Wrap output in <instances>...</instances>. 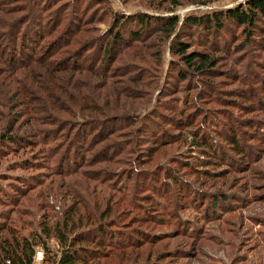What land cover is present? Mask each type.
Listing matches in <instances>:
<instances>
[{
	"label": "trees",
	"instance_id": "trees-1",
	"mask_svg": "<svg viewBox=\"0 0 264 264\" xmlns=\"http://www.w3.org/2000/svg\"><path fill=\"white\" fill-rule=\"evenodd\" d=\"M164 1L169 7L162 3L158 13L220 0ZM16 2L8 9L0 4V80L7 91L0 95L7 111L0 160L41 148L46 167L36 156L14 167L45 169L71 204L61 219L29 224L21 219L28 211L14 206L21 208L31 184L18 178L9 191L0 187L11 215L20 216L0 223V264H34L38 249L45 264H115L117 255L140 258L161 243L132 264L182 259L187 253L173 249L174 240L196 241L197 219L232 214L237 201L228 182L264 158V122L251 118L264 117V0L188 16L181 26L178 15L128 16L102 0L81 11L80 0ZM102 4L98 18L93 9ZM106 16L111 22L102 32ZM248 52L256 59L243 74L238 67ZM223 63L227 68L219 69ZM157 94L159 105L151 109ZM169 149L176 151L164 159ZM143 176L153 183L142 187ZM194 179L204 187L214 182L215 192L205 193ZM179 211H194L196 225L187 229ZM113 228L131 233L119 237Z\"/></svg>",
	"mask_w": 264,
	"mask_h": 264
},
{
	"label": "rangeland",
	"instance_id": "rangeland-1",
	"mask_svg": "<svg viewBox=\"0 0 264 264\" xmlns=\"http://www.w3.org/2000/svg\"><path fill=\"white\" fill-rule=\"evenodd\" d=\"M17 0H1L0 4L5 9H8L13 4L20 6V4H16ZM95 0H80L79 9H83V7L87 6L88 4L93 3ZM107 1L109 3L110 8L114 13L124 14L128 16H134L137 14H151L156 16H173L178 15L181 18L180 26L183 24V21L188 16H203L211 14L215 11H225L227 9H234L244 5V3L248 0H220L219 2L212 3L210 5L202 6V5H186L180 7L174 13H166L160 10H156L157 6H162V3L165 2L164 0H102ZM198 1V0H194ZM186 3V0H183ZM79 3V1H78ZM164 7H169L168 4L163 3ZM106 7L102 4L100 7H95L93 9V14H96L99 17H103L105 14ZM107 23L100 26L102 32L108 29V25L111 22V18L109 16L105 17ZM137 31V29H136ZM235 32V31H233ZM236 33V32H235ZM151 43V42H148ZM153 43L156 44V41L153 40ZM169 44V43H168ZM193 49H196L194 46ZM95 55V54H94ZM246 55H250L248 52ZM245 55V56H246ZM96 56V55H95ZM93 56V58H95ZM90 57V56H89ZM261 57V56H260ZM256 57L252 54L248 57V60H243L241 66L238 69L243 74H248V69H250V65L252 62L255 61ZM164 67L162 70V81L166 77L169 68L170 62V53L167 51L164 59ZM260 62H264L259 60ZM119 63H117V66ZM227 65L223 63L219 69L222 67H226ZM227 68V67H226ZM232 66L229 65L228 69H231ZM259 73L260 70L257 69ZM230 75V72L227 73ZM113 76V75H112ZM115 77V76H113ZM118 82L119 78H116ZM254 82L256 81L255 77H252ZM86 82V81H85ZM162 82V83H163ZM164 85V83H163ZM228 86L225 89H237L239 84H227ZM0 95L7 92L6 91V83L3 80H0ZM158 94L154 98V102L152 103L151 109L155 106L158 107L157 103ZM2 96H0L1 100ZM163 101V98H161ZM145 104V102H144ZM158 104V105H157ZM2 103V107H3ZM0 107V130L3 129V123L6 120L7 111L4 108ZM156 110V109H155ZM128 111V110H127ZM130 111V110H129ZM235 113H239L237 110L234 111ZM254 114L251 116L257 125L258 123L264 122L263 116H256ZM214 118V116H211ZM242 117V116H241ZM243 119V118H241ZM3 124V125H2ZM24 133V132H23ZM151 137V136H150ZM147 141V140H146ZM41 148L36 150L31 149L24 153H20L18 156L4 157L0 160V187L4 189V191H9L10 186H16L17 179H22L31 184L32 188H34L31 194L28 196L27 199L22 201L21 208H17V205L14 206L16 209H23L24 211H28L26 215H22L21 219L25 223L29 224H41L46 220H53L63 218V212L65 211L66 207L71 204L70 198L64 197V191L59 189V185L55 182L52 184L54 178L48 177V171L43 168L37 166L26 169V170H19L14 167L16 164H24L26 161H32L33 157H37V163L41 162L43 167L48 165V161L46 158V154L42 153ZM175 149H169L168 154L165 156L164 159H170L175 153ZM183 152L187 151L186 149L182 150ZM144 155V154H142ZM163 160V159H159ZM158 162V161H156ZM152 167V165H149ZM254 171L252 173H248L246 176L242 175V177H237L236 179H231L229 183V187L227 188V193H230V197L234 198L237 201V206L234 208V212L228 215H222L220 220H216L215 222L212 221H205L202 222L200 219H197L198 222H201L196 227L197 235L196 241L191 237V239L186 238H179L174 240L173 249H182L185 250L186 254H182V259L173 260L171 263L173 264H264V201L256 200V197L262 199L264 197V158L259 163L255 164ZM260 170L263 174L260 178L258 175ZM146 177H141V186L150 185L153 182L147 180ZM7 180V181H6ZM46 180V181H44ZM56 181H59L58 179ZM192 182L196 181V187L199 189L202 188L204 192L209 193L215 190L210 188L214 184L209 182L210 186L204 187V184H200L199 180H191ZM42 182V183H41ZM41 183V184H40ZM51 183V184H50ZM223 181L219 182L218 185L220 186ZM22 185L23 188L28 187L25 186L24 183H19ZM158 184L161 185L159 182ZM232 184V185H231ZM246 185L243 187V185ZM259 185L258 188L256 186ZM18 187V186H17ZM31 188V189H32ZM226 188V187H225ZM231 189V190H230ZM60 191L62 194H60ZM179 195L178 193H175ZM57 197V200H53L51 197ZM55 199V198H54ZM264 200V199H263ZM20 201V199H19ZM165 204V202H162ZM138 204V203H137ZM12 203L9 200H2V196H0V223L7 221L10 217L14 219H19V214L15 213L11 215L12 211ZM182 217V223L187 225V229L191 228L192 224L196 225L195 218L196 213L194 211L190 212H180ZM191 223V224H190ZM114 232L120 233L119 237L126 234L131 233L127 230L118 231V228H113ZM166 231L169 228H165ZM159 231H164L163 229H159ZM158 232V231H157ZM169 232V231H168ZM49 247L51 251H57L58 245L54 240L49 241ZM161 244L157 245L156 247L147 246L146 250L141 252L142 255L140 258L136 256L128 257L126 260L121 259L120 255L114 257L111 261L115 264H128L137 261H143L147 257V253L154 249V251L161 250L164 247V244L159 247ZM55 253V252H54ZM132 253V252H130ZM136 254V253H135ZM44 253L42 249H38L35 257L34 264H45L44 262ZM52 255V254H51ZM133 255V253L131 254Z\"/></svg>",
	"mask_w": 264,
	"mask_h": 264
}]
</instances>
